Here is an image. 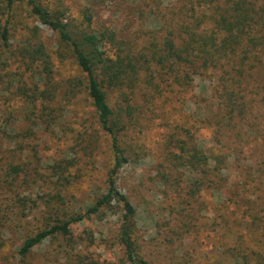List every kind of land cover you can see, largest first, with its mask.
<instances>
[{"label":"trees","instance_id":"16d2710c","mask_svg":"<svg viewBox=\"0 0 264 264\" xmlns=\"http://www.w3.org/2000/svg\"><path fill=\"white\" fill-rule=\"evenodd\" d=\"M77 1L0 0V11L8 16L0 22V48L10 49L9 18L25 3L32 16L57 33L85 74V89L114 157L107 192L86 213L27 237L16 253L19 262L30 261L34 250L57 235L72 237L73 225L115 205L122 211L117 236L123 263L155 264L151 244L139 235L137 209L118 185L119 174L138 156L127 137L137 109H115L109 93L118 90L120 98L129 99L124 91L129 90L142 96L143 103H136L169 130L168 166L163 163L158 175L176 195V209L162 234L170 249L178 247L166 264L196 263L190 247L206 216L202 224L214 243L205 252L207 264H264V0H134L137 5L127 18L113 10L115 22H104L95 5L118 0ZM197 80L205 94L197 93ZM49 94L39 91L45 99ZM181 112L188 116L178 121ZM5 128L6 123L0 126L1 137L7 135ZM181 170L186 172L174 176ZM8 187L0 185L3 196L12 193ZM5 209L0 210V228Z\"/></svg>","mask_w":264,"mask_h":264},{"label":"rangeland","instance_id":"374dc122","mask_svg":"<svg viewBox=\"0 0 264 264\" xmlns=\"http://www.w3.org/2000/svg\"><path fill=\"white\" fill-rule=\"evenodd\" d=\"M25 5L19 3L9 18L10 49L0 48V126L6 123L8 127L7 135L0 136V185L12 191L3 196L0 190V210L5 209L3 198L7 205L6 222L0 228V264H21L16 253L27 237L59 220L86 213L107 192L114 165L109 137L100 127L85 89V74L57 33L43 26ZM136 5L134 0H118L113 5L99 1L95 6L103 12L104 22H115L114 9L127 18L129 9ZM7 19L0 11V22ZM48 68L53 70L51 75L45 73ZM195 84L198 94L206 93L199 80ZM41 90L50 92L48 98L39 95ZM124 91L129 92V99L122 94L120 98L118 90L109 96L117 110L121 105L137 109L127 137L132 139L138 156L119 174L118 185L137 209L139 235L151 244L149 253L155 264H166L178 247L170 249L162 234L176 209V195L159 182L158 175L164 171L163 163L168 166L164 158L169 152V130L160 118L136 103H143L142 96ZM163 112L166 110L161 107L159 114ZM187 114L178 113L177 120ZM183 172L173 174L179 177ZM121 215V209L113 205L99 216L73 225L72 237L57 235L47 240L34 250L35 257L23 264H125L117 236ZM207 217L201 220L203 229H207L202 224ZM203 229L190 247L195 264H207L205 252L214 246L207 237L209 229ZM214 254H208L212 261Z\"/></svg>","mask_w":264,"mask_h":264}]
</instances>
